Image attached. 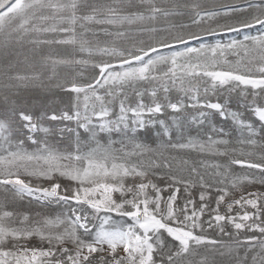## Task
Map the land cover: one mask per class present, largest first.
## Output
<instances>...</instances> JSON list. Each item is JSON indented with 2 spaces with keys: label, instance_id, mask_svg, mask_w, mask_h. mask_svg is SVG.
Masks as SVG:
<instances>
[{
  "label": "snow or ice",
  "instance_id": "obj_1",
  "mask_svg": "<svg viewBox=\"0 0 264 264\" xmlns=\"http://www.w3.org/2000/svg\"><path fill=\"white\" fill-rule=\"evenodd\" d=\"M180 8L191 9V24L197 26L222 15L257 11L217 22L214 27L208 24L199 32L139 27L136 31L140 33L167 31L169 36H153L151 43L141 40L140 46L131 48L118 46L117 40L127 36L132 25L159 16H183ZM199 9V3L181 4L178 0H173L171 8L162 7L157 0H0V57L9 58L11 64L10 58L17 55L13 42L32 45L34 54H40V45H65L71 46V55L41 56L43 66L50 61L54 72L57 65H66L80 76L89 65L94 69L90 80L72 77L50 85L67 94V105L59 110L37 115L21 108L19 100L3 99L0 191L44 207L55 205L61 212L34 223L24 215L20 226H13L9 221L15 213L0 211V264H180L200 245L225 247L224 242L203 235L207 228L229 237H238L242 230L259 232L260 236L235 240L237 249L248 245L243 260L237 252V264H245L247 253L257 246L260 251L252 256V262L264 264V207L260 203L264 193H242L226 201L228 189L216 188L220 194L215 207H210V193L201 191L197 207L191 198V181L169 174L171 183L162 188L151 179H165L156 169L170 170V160L177 159L161 149L229 156L230 151H236L229 148L233 139L252 146L259 143L256 137L264 141V0H248L246 6L230 5L218 11ZM257 26L260 35H245L243 41L232 40L226 45L203 42L205 36L221 31L239 34ZM192 41H199V46H192ZM238 48L244 50L245 57L250 51L257 52L258 62L256 57L235 64L218 59L225 49ZM97 56L101 59L96 60ZM221 63L228 67L220 68ZM9 79L26 82L25 87L31 83L44 88L39 73L16 74ZM173 91L182 93L175 101L170 98ZM209 94L216 99H208ZM189 108L198 111L192 114ZM216 117L225 124L230 122L229 128L217 127ZM139 133L157 136V147L140 141ZM113 134L120 137L119 149L114 147ZM125 141L133 144L131 151L124 147ZM26 145L35 148L28 151ZM229 163L261 173L232 178V188L245 181L264 185V163L235 158ZM214 167L224 168L223 173H216L224 176L218 183L229 182L228 164L216 163ZM190 171L199 175L195 166ZM181 183L189 197L182 207L177 203ZM199 186L213 187L203 176ZM169 187L174 190L165 199L162 192ZM221 204L226 207L224 214ZM246 206L255 211L249 212ZM206 212L208 220L203 219ZM113 214L127 217L131 223L115 221ZM227 225L235 233L227 231ZM34 237L48 247L32 246ZM228 250H232L230 245ZM97 253L101 255L97 257Z\"/></svg>",
  "mask_w": 264,
  "mask_h": 264
},
{
  "label": "rangeland",
  "instance_id": "obj_2",
  "mask_svg": "<svg viewBox=\"0 0 264 264\" xmlns=\"http://www.w3.org/2000/svg\"><path fill=\"white\" fill-rule=\"evenodd\" d=\"M204 0H178L181 4H192V3H199L200 9L199 10H208V11H218L222 8L230 5L236 6H246L248 0H210V5L202 2ZM157 2L162 7L171 8L173 4V0H157ZM202 2V3H200ZM204 3V4H203ZM180 12H183V16H159L154 21H147L143 25L136 24L131 26V30L129 31L128 35L125 37L119 38L117 40V44L123 48H131L134 44L136 46H140V41L143 40L145 43H151V38L153 36L159 38L161 36H169L167 31H158L157 33H140L137 32L136 29L139 27H155L157 29H169L171 28L172 32H180L183 31L187 32H199L202 29H206L208 24H211L213 27L217 22L224 23L226 19L232 18H240L244 16L251 15L252 13L256 12V9H248L247 12H234L231 13L230 17L219 16L214 18L213 20L208 21V23L197 26L191 24V16L189 13L191 12L190 8H180L178 9ZM181 23L189 24L188 28L181 29L179 25ZM175 25L176 27H172ZM126 28L128 26H125ZM258 36L260 35L259 26L256 28L250 29H242L241 32L238 34L236 32H227L221 31L218 32L215 36H205L204 43L206 44H215L219 41L222 45H226L230 43L232 40L243 41L244 36ZM102 39L111 40L114 38L110 37H102ZM246 44L249 45L250 48H253L251 41H245ZM192 46L198 47L199 41H192ZM11 47L15 50L17 55H14L10 58L11 64L9 62V58L0 57V112L4 111L3 99L5 96H9L10 99H16L20 101V107L23 108L25 111L35 112L37 115L40 114L42 111L51 112L53 109H62L67 105V94L60 91L57 88L50 87V85H54L58 82H63L65 78L71 79L75 77L78 81L90 80L92 78L94 69L89 65L83 71V76L77 75L72 68L66 65H57L55 67V71L51 67L50 61L48 62V66H43V61L41 56L52 55V56H62L67 57L71 55V46L65 45H40L39 46V53L34 54L30 51L33 47L32 45L25 44L23 46L12 43ZM168 51V50H165ZM78 55V54H77ZM256 57L258 62V53L254 51H250L248 56L245 57L244 50L242 48H238L236 50L225 49L223 56H218V59L221 61H227L232 64H235L237 60H243L244 63H247L248 59ZM96 60L101 59V57H95ZM105 59H107L105 57ZM79 67V66H75ZM220 68H227L228 64L221 63ZM39 73L44 88L35 87L31 83L28 84L27 87L24 86L26 82L17 81L14 79H9L10 76H14L16 74L21 75H33ZM258 75V74H257ZM49 77H52L49 80ZM18 86V87H17ZM163 93H161V96ZM182 93H178L173 91L170 93V98L175 101ZM131 97V93H130ZM134 100V97H131ZM201 98L203 99V89L201 87ZM208 99L215 100L216 97L209 94L207 97ZM149 98L146 96L145 101L148 102ZM189 113L195 114L198 109H187ZM165 118V117H161ZM170 122V121H169ZM216 126L221 127L224 126L226 129L229 128L230 122L225 124V122L220 121L219 117H216ZM195 127V126H193ZM153 131H155L153 129ZM215 135V134H214ZM238 136L239 134L236 133ZM246 135V134H245ZM103 137L104 134H101ZM113 139L117 142L114 144V147L119 149L122 145L119 143L120 137L116 134H113ZM138 139L142 142L149 143L153 148L157 147L159 143V139L157 136L153 135L151 137H145L143 133L138 134ZM259 141L257 145L252 146L249 144H241L236 142L233 139V142L229 145L230 149H235V152L229 153V156H220V155H211V154H204L200 155L196 152L190 151H176L173 149H161L167 156H176V160H170L172 163V169H164L158 168L156 169L157 172H162L165 174V179H157L155 176H152L153 179L157 184H159L162 188L165 184H170L171 181L167 180V176L175 175L183 180L191 181L194 185L191 187V198L194 199L196 206L198 207L201 201L199 200V194L201 191H208L211 196V200L206 201L210 203V207H215V199L220 194L219 192L215 191L216 188H227L229 191V196L226 197V201H230L233 199H237L240 195L247 194L250 192H260L264 193V185L260 183H251L249 184L247 181L241 183L238 188L234 189L231 186V179L234 177H243V176H252L257 177L261 175L258 169H249L247 167H241L239 165L230 164L229 161L232 158L241 159V160H251L255 163H264V141H260L259 137H256ZM56 140H59V137H56ZM28 151H32L35 148V145H26ZM63 150L65 145H59ZM124 147L128 151H131L133 148V144L125 141ZM223 147V146H221ZM251 152L252 155H248ZM154 159L158 158L156 154H151ZM138 157H132L133 161H136ZM147 159V157H145ZM188 159L189 163L184 164L183 160ZM216 163H220L221 165L228 164L229 167V176L228 181L225 184H220L218 181L224 179L223 175L217 176L216 173L219 171L221 173L224 172V168L217 169L214 167ZM195 166L197 168V172L199 175H194L191 173V168ZM203 176L204 182L206 184H211L213 187L212 189H202L200 185V177ZM67 183V181H62ZM44 184H47L48 181H43ZM178 187L180 188V192L178 193V200L177 203L182 207L184 200L188 199L189 197L184 192L185 185L183 183L179 184ZM174 189L169 187L167 190L162 192V196L166 199L171 191ZM151 191V190H149ZM118 197V194H117ZM261 206L264 207V201H261ZM249 212L255 211L251 209L250 206H246ZM8 210L15 213V215L11 218L9 223L13 226H20L19 221L24 215H28L30 220L29 223H34L35 221L41 220L45 215H59L61 209L55 205L44 207L41 204L36 203L35 201L29 202L27 198L24 200L15 199L11 193H4L0 191V211ZM237 211L239 208L237 206ZM220 212L224 214L226 212L225 204L220 205ZM113 219L115 221H119L123 224H130L131 220L127 217H118L113 214ZM204 220L209 219V213L206 212L203 216ZM214 223V222H213ZM207 227V226H206ZM227 231L235 233V229L232 228L231 225H227ZM210 238H214L224 242L225 247L221 248L220 245L212 246V245H200L195 250L187 255L186 257L182 258L180 264H237V252L239 254V259L243 260L245 256V249L248 247L247 244H242L238 249L235 244V240L237 238L243 240L244 237L247 236H260L259 232H249L247 230H242L239 232V236H224L218 232L215 228H207L206 232L203 233ZM170 239V238H169ZM259 242H257L258 245ZM32 246L35 247H45L47 248V243L41 244L39 239L33 238L31 240ZM231 246L232 250L229 252L228 246ZM255 250H259V247H255L251 252L247 253V261L245 264H251L252 262V252ZM220 251L225 252V256L220 255ZM101 253H97L96 256L98 257Z\"/></svg>",
  "mask_w": 264,
  "mask_h": 264
},
{
  "label": "crops",
  "instance_id": "obj_3",
  "mask_svg": "<svg viewBox=\"0 0 264 264\" xmlns=\"http://www.w3.org/2000/svg\"><path fill=\"white\" fill-rule=\"evenodd\" d=\"M202 2L206 3L207 5H210V3H211L210 0H204V1H202ZM202 2H200V3H202ZM204 3H203V4H204ZM259 251H260V249H259V250H255L254 252H252V253H251L252 256H253L254 254H256L257 252H259ZM251 264H253V263H251ZM258 264H259V262H258Z\"/></svg>",
  "mask_w": 264,
  "mask_h": 264
}]
</instances>
